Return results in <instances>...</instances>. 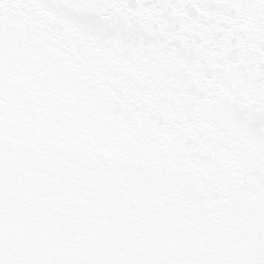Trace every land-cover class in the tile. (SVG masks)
Returning a JSON list of instances; mask_svg holds the SVG:
<instances>
[{"label":"snow or ice","instance_id":"obj_1","mask_svg":"<svg viewBox=\"0 0 264 264\" xmlns=\"http://www.w3.org/2000/svg\"><path fill=\"white\" fill-rule=\"evenodd\" d=\"M0 264H264V0H0Z\"/></svg>","mask_w":264,"mask_h":264}]
</instances>
